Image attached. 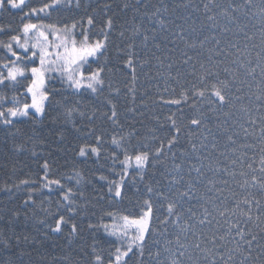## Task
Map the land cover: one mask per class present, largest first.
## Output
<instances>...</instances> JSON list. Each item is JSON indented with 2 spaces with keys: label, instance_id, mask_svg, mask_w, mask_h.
<instances>
[{
  "label": "trees",
  "instance_id": "trees-1",
  "mask_svg": "<svg viewBox=\"0 0 264 264\" xmlns=\"http://www.w3.org/2000/svg\"><path fill=\"white\" fill-rule=\"evenodd\" d=\"M32 2L37 4L38 0H32ZM208 2L209 0H142V3L137 6L136 0H79L80 6L77 8L76 0H73L70 9L59 14L53 13L50 21H44L45 23L60 21L69 25L75 21L84 28H90L94 39L102 29L108 32L107 52L99 61L101 65H105L104 92L99 96L91 93L77 95L68 89L67 85L61 86L59 80H56L54 85H49L50 91L53 86L55 90L52 91L46 112L42 117L20 118L7 127L0 125V262L10 260L12 264H93L95 246V251L104 256L105 264H107L109 249L113 246L114 239L104 233L102 225L108 224L112 219L109 213L115 216L138 214L140 205L147 198L146 186L163 187L168 179L165 173L173 168L172 154L165 152L159 166L149 165L145 169L143 181L139 180V174L135 170L130 171L136 177V184L133 186L132 177L127 178L122 199L110 197L108 182L119 178L113 174L112 152L119 151L120 159H123V150H117L111 144L114 133L118 136L130 137L133 145L138 142L147 143L154 150L163 141L167 148V141L176 135L174 130H170L171 121L168 116L175 114L177 125L182 131L172 152L183 151L185 156L191 155V142L196 141L199 146L202 137L207 135L206 128L211 129L212 133L218 136L217 149L213 151L209 145L210 160L201 157L206 166L204 172L208 179H217L208 171L207 165L210 162L215 167L216 161L219 160L220 167H223L225 164H230L232 158H244L242 145L253 143L254 138L249 136L245 139L241 125L248 127L249 133H252L253 129L247 124L248 113L242 109H248L253 118L264 115V112L256 111L254 95L260 76L257 69L256 82L253 83L243 70L238 71L234 65H231V61L240 58V52H243L245 44H248L250 55L247 58L255 62L259 47L253 49L251 45L254 43L259 46L260 44L261 21L258 16H254L259 13L260 0H252L250 8L241 7L235 13L231 11L230 6L242 5L243 0H214L210 9L206 10L205 4ZM106 5L110 7L106 8ZM225 10H228L229 14L235 18V23L227 24L223 15ZM154 13L156 15H153ZM208 16L214 17V21H209ZM89 17L93 19L92 25L87 23ZM109 19L112 21L110 29L107 27ZM160 21H163L162 26ZM19 25L20 13L9 14L0 11V26L4 28L10 26L12 30H15ZM226 25L229 30L224 32L222 29ZM135 28L140 29L141 38L133 41L132 34ZM181 31L184 40H180L175 35ZM245 32L253 37L252 41L245 40ZM145 33L149 36L147 49L143 48L142 41ZM153 35L160 43L159 49L154 46ZM213 36L221 41V47L226 51L229 50L230 43L239 45L240 51L231 49L229 59L219 57V78L233 82L229 92L231 103L223 111L212 112L205 107L204 126L194 130L189 120L199 115L197 111L191 109L189 105H184L183 115H181L175 106H162L157 102L158 93L162 92L166 86L161 77H167L168 63L174 66L173 75L176 74L177 68L183 72L192 71L191 64L188 66L182 64L185 58L182 53L185 51L193 56L192 63L196 65L197 75L201 74L199 63H207L208 56L212 54L209 49L215 47ZM206 37L208 39L201 48L199 41L205 40ZM7 39L8 34L0 33V40ZM169 39L176 41L175 45H168L172 48L171 52L165 48ZM130 43L137 45L136 50L139 53V62L135 69L137 75L135 85L132 83L131 70L124 68ZM192 43L197 45L195 50L187 47ZM153 52L155 56L152 55ZM3 58L4 53L0 51V59ZM161 60H163V67H159ZM144 61L148 63L142 68L140 64ZM96 66V64L92 65L93 68ZM225 66H231L227 74L223 71ZM133 86L136 89L134 101L131 93L128 92V89ZM237 89L241 90L237 91ZM0 94L11 98L17 93L14 89L3 88ZM109 94L116 106L118 125H113L102 116V113L108 110L104 101L109 98ZM4 106L7 107L10 104L6 103ZM70 108L76 111L71 118H68L66 112ZM81 113L85 115L82 116ZM93 114L96 119L90 121L88 117ZM225 120H227L226 125ZM217 123L221 124L219 130ZM225 128L228 129L227 134L233 135L236 140L235 145H229L224 134ZM92 129H95V134L89 135ZM95 135L104 137L99 158L79 157V147L89 143L94 144ZM208 139L211 141L212 136L209 135ZM21 145L23 149L18 151L17 148ZM208 152L204 155H208ZM220 152L225 155L220 156ZM248 155H252L251 150L248 151ZM45 161L49 165L50 178L61 179L65 189L78 188L79 194L76 197L73 213H69L67 206L61 202L60 192L56 186H53L52 192L42 186L40 177L44 174ZM176 162L184 165L183 171L187 180L188 162L179 156ZM235 167L238 173L241 165L237 164ZM121 170L122 166L117 163L115 171ZM77 172L80 173L79 177L76 176ZM101 175L107 180H100ZM69 177L71 179H68ZM25 179L35 183L21 185L20 181ZM77 179L80 180L79 185L76 184ZM226 179L229 183L224 194L229 198L235 192L240 199L252 193L264 200V196L256 189H251L249 192L241 189L239 177L236 181H233L231 177ZM207 182L206 179L204 184ZM16 185H20L19 188ZM204 191L205 188L202 185L198 189V194L202 195ZM30 192L34 202L25 205L24 202L28 199ZM153 199L155 200V196ZM157 208L159 209L160 205H157ZM197 210H199L198 205ZM60 214L65 215L69 223L64 225L60 232H53L55 219ZM157 214L160 215V212ZM72 224L76 225L75 234L71 231ZM215 227L219 225L213 221V230ZM249 227L253 226L249 225ZM169 231L172 229L170 228ZM204 231L208 232L209 229L206 228ZM254 231L259 232V229L254 228ZM171 238L175 239V236ZM5 241L10 242V247L7 249L3 246ZM260 243H264V240ZM151 246L152 240L149 239L148 247L151 248ZM228 247H235V245L229 244ZM151 250L155 252V248ZM166 255L164 254L162 259ZM253 255H256L255 251ZM138 259V255L131 256L129 264H138ZM237 264H239V257H237Z\"/></svg>",
  "mask_w": 264,
  "mask_h": 264
},
{
  "label": "snow or ice",
  "instance_id": "snow-or-ice-1",
  "mask_svg": "<svg viewBox=\"0 0 264 264\" xmlns=\"http://www.w3.org/2000/svg\"><path fill=\"white\" fill-rule=\"evenodd\" d=\"M214 0H209L205 4V9L209 10ZM137 6L142 0H136ZM73 0H38L34 4L32 0H0V11L9 14L20 13V25L17 29L12 30L9 26L4 28L0 26V33L8 34L6 41L0 40V51L4 53V58L0 59V93L3 88H10L16 91V95L8 98L5 94H0V125L5 127L13 125L20 118L42 117L47 109L48 102L54 86L50 91L49 85L58 79L61 86L67 85L74 94L83 95L91 93L99 96L104 92V72L105 65L99 63L100 58L107 52L108 32L103 29L96 38L90 28H84L75 21L72 24L57 22L45 23V20H51L53 13H61L71 8ZM75 6H80L79 0H76ZM252 6V0H243L242 5L230 6L233 13L239 11L241 7L247 9ZM110 7L108 5L105 6ZM127 8V5H125ZM153 15H156L155 13ZM227 24L235 23V18L231 16L228 10L223 13ZM261 21L260 44H252L253 49L259 47L256 53L255 62L248 59L247 56L249 45L245 44L244 51L240 52V58L232 60L231 65L243 70L252 82H256L257 69H259L260 80L256 84L255 103L257 112H264V0H260L259 13L254 14ZM209 21H214V17L208 16ZM88 25H92L91 17L87 20ZM161 26L163 21H160ZM107 27H112L111 19L108 20ZM226 25L222 31L227 32ZM123 35V33H122ZM180 40H184L181 32L175 34ZM51 37V39H50ZM102 37V38H101ZM141 38L139 28H135L132 34V40ZM247 41H252L253 37L244 33ZM200 40L199 45L202 48L206 41ZM215 41V47L210 48L212 53L207 58V63L200 62V73H196V65L193 64V56L187 51L182 53L185 57L182 61L184 66L192 65V71L183 72L179 68L173 75V64H167V77L163 76L165 87L162 92L158 93V103L162 106L173 107L183 115V106L189 105L191 109L199 113L198 116L191 117L190 125L194 130H199L205 123V107L208 111H223L231 101L229 92L230 85L233 83L227 79L221 80L220 60L223 56L225 60L229 59L231 49L239 50V45L229 44V50L226 51L221 47V41L212 37ZM143 48L147 49L149 36L145 33L142 36ZM155 48L159 49L160 43L155 35L152 36ZM175 39H169L165 48L168 52L172 48L168 45H175ZM188 48L195 50L196 43L188 44ZM137 45L130 43L128 45L127 59L124 68L131 70L132 83L135 85L137 75L135 72L139 62V53ZM155 56V53H152ZM161 59L160 57H156ZM166 59V58H165ZM246 60V62H245ZM148 61L140 64L144 67ZM93 64L97 66L92 67ZM163 60L159 67H163ZM215 69V70H214ZM231 66H225L223 71L227 74ZM194 77V79H189ZM26 82V83H25ZM21 89H23L21 91ZM241 89H237L240 91ZM133 101L136 96L135 87L128 89ZM104 103L108 110L102 113L104 119L111 121L113 125L119 124V117L116 106L110 98ZM239 99V98H237ZM251 99V98H250ZM207 104L205 105V101ZM10 106L5 107V104ZM76 109L70 108L66 116L71 118ZM99 111V109H97ZM248 113L249 119L247 124L252 127V133H249L248 127L241 125L245 134V139L249 136L254 138L253 143H244L242 145L243 159L235 157L231 159L230 164L220 167V161H216L213 167L211 162L207 165L208 171L217 179L207 178L204 168L206 167L201 159H209L211 152H208L209 145L215 151L218 147L216 141L218 136L214 135L211 129H205L207 135L200 140L199 146L196 141L191 142V155L185 156L184 152H172L176 146L179 134L182 129L177 125L175 114L168 116L171 121L170 130H174L176 135L167 141L165 148L163 141L159 147L154 150L147 143L138 142L136 145L131 143L130 137L118 136L113 134L111 144L117 150H123V159H120V152L113 151L111 155L113 174L119 178L108 182V194L114 199L123 198V190L126 186L128 177H132L133 186L136 184V177L130 168H135L139 174V180L143 181L145 169L151 165L157 167L165 156V152L172 154L173 168L166 172L165 185L163 187L146 186L145 192L147 198L140 205L138 214H125L115 216L109 213L112 218L111 224H103L104 233L113 237V246L109 249L107 264H129L131 256L138 255V264H264V200L257 198L255 194L250 193L243 199L237 197L233 192L231 198L224 194L228 187V179L233 181L240 178L239 187L246 192L256 189L264 196V115L256 118L252 117L248 109H242ZM110 112V114H109ZM84 116V113H81ZM227 115V114H226ZM88 119L95 120L93 114ZM259 121V123L257 122ZM227 124V120L224 121ZM221 124L217 123V129ZM228 129H224L229 145H235L236 140L233 135L227 134ZM258 133V134H257ZM95 134V129L88 133ZM212 136L209 141L208 136ZM154 142V141H153ZM104 143L103 135H95L94 144H85L79 147L78 155L81 158H99L101 155V145ZM23 146L17 148L22 150ZM252 155H248V151ZM208 152V155H204ZM258 154V156H257ZM220 156L225 153L220 152ZM183 157L189 165L188 179L185 180L184 165L177 163L176 160ZM122 166V170L115 171V166ZM199 163V166H197ZM241 165V170L237 173L236 165ZM246 167V170H244ZM44 174L40 181L44 188L49 192L53 191V186L59 189L61 202L67 206V211H75L74 204L79 194L78 188L68 187L65 189L61 179H52L49 177V165L45 161L43 165ZM195 173V176H193ZM79 177L80 173H76ZM68 179H71L69 177ZM100 180L106 181L103 175ZM207 179V184L204 181ZM35 181L27 179L20 181L21 185H29ZM80 180H76L79 185ZM157 185L159 182L157 181ZM205 188L202 195L198 194L200 186ZM20 185H16L19 188ZM82 195V194H81ZM155 196V200L153 197ZM34 202L30 192L29 197L25 200V205ZM160 205V208H157ZM197 205L199 210H197ZM160 212V215L157 213ZM219 217V218H217ZM213 221L219 227L213 230ZM69 223L65 215L60 214L55 219L53 232H60L62 227ZM249 225L253 227H249ZM172 231H169V229ZM209 229L205 232L204 229ZM258 228L259 232L254 231ZM76 225H71L73 234L76 232ZM175 239H172V236ZM149 239L152 240L151 248L148 247ZM191 241V242H190ZM19 242V238H17ZM229 244L235 247H228ZM5 249L10 247V242H3ZM155 248V252L151 249ZM162 249V251H161ZM256 255H253V252ZM167 254L162 259V256ZM0 264H12L5 261ZM93 264H105V258L102 254L93 250Z\"/></svg>",
  "mask_w": 264,
  "mask_h": 264
},
{
  "label": "rangeland",
  "instance_id": "rangeland-1",
  "mask_svg": "<svg viewBox=\"0 0 264 264\" xmlns=\"http://www.w3.org/2000/svg\"><path fill=\"white\" fill-rule=\"evenodd\" d=\"M50 39H51V37H50ZM58 80V79H57ZM66 85V84H65ZM132 170H135V168L133 167V168H130L129 169V171H132ZM136 171V170H135ZM112 223V219L108 222V224H111ZM112 239H114L113 237H111Z\"/></svg>",
  "mask_w": 264,
  "mask_h": 264
}]
</instances>
